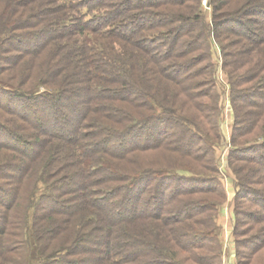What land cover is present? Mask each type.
<instances>
[{"label":"trees","instance_id":"16d2710c","mask_svg":"<svg viewBox=\"0 0 264 264\" xmlns=\"http://www.w3.org/2000/svg\"><path fill=\"white\" fill-rule=\"evenodd\" d=\"M207 4L0 0V264H222L213 42L237 264H257L264 0Z\"/></svg>","mask_w":264,"mask_h":264},{"label":"rangeland","instance_id":"374dc122","mask_svg":"<svg viewBox=\"0 0 264 264\" xmlns=\"http://www.w3.org/2000/svg\"><path fill=\"white\" fill-rule=\"evenodd\" d=\"M201 4L204 7L205 10L209 11L208 4H203L201 0ZM213 45V57L216 62V70H215V77L217 80V89L220 94V104H221V115H220V133L221 138L218 143H215L214 146V154L217 162V166L221 167L222 174L219 173V179L221 177V183L223 185V188L225 187V183L227 180H232L233 185H235V176L229 167L228 163V149L230 148V136H231V125L233 122V112L232 108L229 102V90H228V82H227V76L225 72L221 68V58L219 56V49L216 43H212ZM231 116V117H230ZM224 183V184H223ZM45 185L43 183L38 184V188L36 191V196L42 193ZM225 199L222 202V204L218 207V212L216 213L215 221L217 223V217L220 213L226 212L224 210L225 208ZM224 216V215H223ZM220 230V229H219ZM259 255V256H258ZM254 260L257 262V264H264V251L262 253L258 254ZM222 258V255H221ZM38 258L34 251L31 253V255L27 259V264H38ZM224 263L222 259V264Z\"/></svg>","mask_w":264,"mask_h":264},{"label":"crops","instance_id":"0c3cea01","mask_svg":"<svg viewBox=\"0 0 264 264\" xmlns=\"http://www.w3.org/2000/svg\"><path fill=\"white\" fill-rule=\"evenodd\" d=\"M232 182V180H227L224 185V210H226V212L224 211L223 214L220 213L217 217V225L220 229L218 237L222 249V259L224 261L223 264H237L236 243L233 234V227L235 224L234 195L236 191V185H233Z\"/></svg>","mask_w":264,"mask_h":264},{"label":"built area","instance_id":"2783aa9c","mask_svg":"<svg viewBox=\"0 0 264 264\" xmlns=\"http://www.w3.org/2000/svg\"><path fill=\"white\" fill-rule=\"evenodd\" d=\"M202 2H203L204 5H206L207 0H202ZM218 167H219V172H220V174H222L221 167H220V166H218ZM220 179H221V177H220ZM221 182H222V181H221Z\"/></svg>","mask_w":264,"mask_h":264}]
</instances>
